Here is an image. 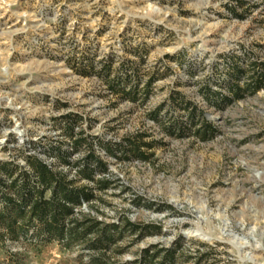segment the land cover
Returning <instances> with one entry per match:
<instances>
[{"label": "rangeland", "instance_id": "1", "mask_svg": "<svg viewBox=\"0 0 264 264\" xmlns=\"http://www.w3.org/2000/svg\"><path fill=\"white\" fill-rule=\"evenodd\" d=\"M263 64L264 0H0V165L36 158L92 189L82 212L161 228L112 259L177 244L174 264H264V86L229 89ZM31 233L0 239V264H93Z\"/></svg>", "mask_w": 264, "mask_h": 264}, {"label": "trees", "instance_id": "2", "mask_svg": "<svg viewBox=\"0 0 264 264\" xmlns=\"http://www.w3.org/2000/svg\"><path fill=\"white\" fill-rule=\"evenodd\" d=\"M263 86L264 64L262 71L257 72L251 84L240 87L238 83H233L229 89L234 98H240L245 92H254ZM223 98L227 99L224 96ZM130 144L131 147L126 152H130L137 159H146L144 153L140 151V143ZM28 161L27 165L31 170L24 167L14 168L7 163L0 165V171L10 177L8 182L0 179V228H3L0 239L4 237L17 239L20 236L26 238L31 231L39 242L56 239L67 245L75 242L84 243L93 264L175 263L177 244L170 248L153 244L142 249L138 257L132 261L120 262L112 259L109 252L128 231L142 237L145 234L159 233L161 228L136 224L128 220L106 223L89 212H82L81 205L88 204L94 198L91 188L76 185L75 180H68L64 172H55L36 158ZM90 162H94L96 168L107 171L106 164L92 153L85 166L78 170V174L83 178L94 179V169L89 165ZM16 169L19 175L13 178L12 174ZM97 185L102 189L107 184L98 180Z\"/></svg>", "mask_w": 264, "mask_h": 264}, {"label": "bare ground", "instance_id": "3", "mask_svg": "<svg viewBox=\"0 0 264 264\" xmlns=\"http://www.w3.org/2000/svg\"><path fill=\"white\" fill-rule=\"evenodd\" d=\"M153 9V8H152ZM155 10V9H154ZM189 234L191 235H199V236H202L205 238H209L208 234H206L202 229H193L191 231H188ZM243 239V238H242ZM261 242V241H260ZM230 243L232 244V246L234 247V249L237 251L238 255L240 256V259L242 261H245V260H253L252 256H251V252H243L242 255L240 254L241 253V248L246 244V242H242L240 239H238L237 237H234ZM258 247V246H257Z\"/></svg>", "mask_w": 264, "mask_h": 264}]
</instances>
